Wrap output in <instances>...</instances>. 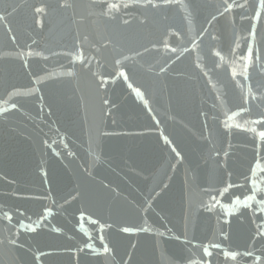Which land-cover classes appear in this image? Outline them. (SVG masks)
Instances as JSON below:
<instances>
[{"label": "water", "instance_id": "obj_1", "mask_svg": "<svg viewBox=\"0 0 264 264\" xmlns=\"http://www.w3.org/2000/svg\"><path fill=\"white\" fill-rule=\"evenodd\" d=\"M262 134L261 0H0V264H264Z\"/></svg>", "mask_w": 264, "mask_h": 264}, {"label": "snow or ice", "instance_id": "obj_2", "mask_svg": "<svg viewBox=\"0 0 264 264\" xmlns=\"http://www.w3.org/2000/svg\"><path fill=\"white\" fill-rule=\"evenodd\" d=\"M261 3H264V0H261ZM41 11H42L41 8H36V12H37V13H39V12H41ZM262 135H264V134H262ZM124 231L127 232V231H129V229H128V228H125Z\"/></svg>", "mask_w": 264, "mask_h": 264}]
</instances>
